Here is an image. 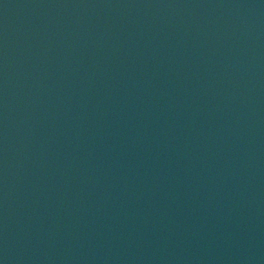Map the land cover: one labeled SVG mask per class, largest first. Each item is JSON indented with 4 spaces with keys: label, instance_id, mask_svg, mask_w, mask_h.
<instances>
[{
    "label": "water",
    "instance_id": "1",
    "mask_svg": "<svg viewBox=\"0 0 264 264\" xmlns=\"http://www.w3.org/2000/svg\"><path fill=\"white\" fill-rule=\"evenodd\" d=\"M0 264H264V0H0Z\"/></svg>",
    "mask_w": 264,
    "mask_h": 264
}]
</instances>
